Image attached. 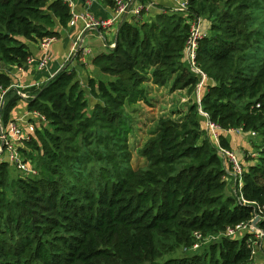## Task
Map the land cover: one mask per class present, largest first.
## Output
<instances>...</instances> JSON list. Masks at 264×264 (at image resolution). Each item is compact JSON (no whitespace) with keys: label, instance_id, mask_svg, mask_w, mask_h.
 Here are the masks:
<instances>
[{"label":"trees","instance_id":"16d2710c","mask_svg":"<svg viewBox=\"0 0 264 264\" xmlns=\"http://www.w3.org/2000/svg\"><path fill=\"white\" fill-rule=\"evenodd\" d=\"M98 1L115 11L117 0ZM199 1L214 15L196 51L207 78L200 104L182 119L158 122L138 150L140 167H131L126 108L148 102L147 83L163 87L176 76L174 87L194 90L199 82L183 65L184 18L160 13L121 23L115 47L91 61L107 80L87 81L98 100L90 115L74 70L30 89L26 110L43 118L27 142L40 176L14 181L10 197L9 165L0 163V264H255L246 238L220 237L201 255L166 257L189 249L197 235L250 221L264 207V0L189 4ZM71 17L63 0H0V63L24 65L27 44L59 38L56 29L66 30ZM11 86L0 72V87ZM19 101L9 89L5 123ZM200 111L221 130L261 137L255 164L244 166L243 202L226 193L223 162L201 128ZM218 138L231 150L227 136Z\"/></svg>","mask_w":264,"mask_h":264},{"label":"built area","instance_id":"2783aa9c","mask_svg":"<svg viewBox=\"0 0 264 264\" xmlns=\"http://www.w3.org/2000/svg\"><path fill=\"white\" fill-rule=\"evenodd\" d=\"M68 3V0H63ZM178 11L183 12L188 6V0H177ZM71 9V20L68 27L74 26L77 22H82L86 29H103L111 25L112 22L120 20L123 15L128 11V4L122 0L116 1V9L114 11L113 21L97 20L89 13L76 14L73 10L72 4L68 3ZM140 13V11L136 12ZM137 14V15H138ZM204 36L201 29V22L199 19H194L188 23V36L185 42V58L191 73L198 78V84L196 87L197 95L199 96L201 89L204 87L207 78L205 74L196 65V51L199 40ZM55 41V38H45L40 40L37 45L38 49L43 52L48 51L50 45ZM48 64V58H34L29 57L24 65L15 66V70L19 73L24 72L25 67L34 66L37 71L44 69ZM20 86L18 84H12L8 89H2L0 87V163H7L9 167L18 171L23 179L25 177H36L39 173L31 166L30 161L23 159L22 154L26 149L27 142H29L33 136L36 126L31 122H24L26 120H9L7 123H3V113L6 103V96L9 89H12L15 94L24 98L20 92ZM29 117H37L39 122H43V118L37 113H29ZM200 114L207 119V116L200 111ZM26 127V129H25ZM205 129L212 137L217 153L219 154L224 170L225 181L227 182V191L235 196L239 201L243 202L241 196L242 190V178L244 174L243 161L239 156L231 150L223 149L219 145V135H242L244 134L242 128H230L227 130H221L218 126L210 123L207 119ZM250 136H255V133H249ZM257 219L256 223L253 221ZM264 223V207L259 210L251 218L250 221L242 223L235 228L227 229L224 233L216 235L217 238H246L247 244L252 249L254 258L255 248L258 247L257 241L264 238V229L259 227V224ZM197 240L201 239L200 235L196 236ZM193 247L197 248L195 244Z\"/></svg>","mask_w":264,"mask_h":264},{"label":"rangeland","instance_id":"374dc122","mask_svg":"<svg viewBox=\"0 0 264 264\" xmlns=\"http://www.w3.org/2000/svg\"><path fill=\"white\" fill-rule=\"evenodd\" d=\"M189 1L190 0H188L187 8L183 12H174L173 14H176L177 16L184 18L186 23H190L195 18L199 19L201 22V29L203 34L204 35L208 34L210 24L214 20V15H211L209 10H207L206 8L204 9L202 7L203 4H200V1L198 2L197 5H190ZM141 12L145 14L146 11L145 9H142ZM145 18L142 20L139 18L137 19V21H134V23L140 24L143 23L142 21L149 22L150 20L153 19L150 17L146 19ZM260 20L264 22V14H262ZM85 61L87 63L88 59ZM85 65L87 64L82 65V67L85 70V74L79 77L76 76V79L78 80L80 88L83 90L85 98L88 101L89 104L88 115H90L93 106L96 103H98V100L90 94V90L87 87V81L88 79H90V77L93 79H102L104 81H106L107 78L102 76L100 73L97 74V72L95 73L89 72L87 68H85ZM183 65H185L188 68L187 62L184 59H183ZM2 68H3V64L0 63V72L5 73V70H2ZM65 68L68 67L65 66ZM175 77L176 76H173L172 77L173 79L163 87H157L152 85L151 83L145 84L144 88L147 94L148 102L145 104L138 103L126 108L127 122L131 125V134L128 136V144L132 154V160H131L132 168L140 167L144 163V160L142 161L138 156V150L152 136L153 131L160 120L182 119L184 115L187 113L190 106H192L193 104L196 105L200 104V99L204 90H201L198 96L196 89L192 90L191 88L174 87L173 80ZM23 109H24V104L23 102H21L17 107V111L20 112V110ZM23 115H24L23 116L24 120H26L27 118H32L31 122L36 127H39L41 125L37 117L34 116L29 117L30 116L29 112L25 113L24 111ZM10 119L13 120L11 118V115H10ZM198 120L201 125V128L205 129V125L207 123L206 118L202 116L200 113H198ZM2 122L4 123V118ZM233 136H235V139L238 141V145L240 147L244 145L238 150L239 151L238 153L241 155V160L244 163L243 165L246 167L249 164H253V163L255 164V158L257 155L258 147L261 144V137L259 133L258 134L256 133L255 136H250L249 134L228 135L227 139L230 141L232 140ZM207 137L209 138L211 143L214 144L212 137L210 135H208ZM239 140H241L242 142ZM25 148L26 149L22 154L23 159H25L26 161H30L31 166L39 173L41 166L37 153L32 149L28 148L27 145ZM8 173H9V181H10V188L8 190V195L12 197L14 191L16 190L15 187L12 186V184L17 179H23V177L18 171H16L11 167H9ZM39 176L40 174H38L36 178H38ZM33 178L35 177H25L24 179H33ZM218 241L219 238H217L214 235H209L208 237H204L203 239L201 238L199 240H196L195 244L197 245V248L193 247L195 244H193L189 249L178 248L169 255H167L166 257L184 258L193 255H201L203 253H206L209 244L217 243Z\"/></svg>","mask_w":264,"mask_h":264},{"label":"crops","instance_id":"0c3cea01","mask_svg":"<svg viewBox=\"0 0 264 264\" xmlns=\"http://www.w3.org/2000/svg\"><path fill=\"white\" fill-rule=\"evenodd\" d=\"M122 1L128 4L127 13L123 15L120 20L112 22L111 25L106 28L86 29L82 22H77L74 26L68 27L66 30L57 28L56 30L59 33V38L55 39L46 52L38 49L37 43H28L27 46L31 57L48 58V64L44 69L37 71L34 66H27L25 67L24 72L19 73L15 70V66L3 65L2 70H5V74L12 79V84H18L21 87L20 92L24 96V98L19 97L20 101L11 113V118L13 120L24 118L23 112H27L26 99L30 97V89L38 90L39 87L47 83L57 71L65 68V66H67L69 70H74L77 77L85 74V70L82 67L84 64H87L85 65V68H87L89 72H97L98 74L99 71L92 66L91 61L94 56L105 53L109 50V47L114 46L118 29L123 21L134 22L139 18L141 20L145 17L154 18L160 13L173 14L174 12H179L177 0ZM67 2L72 4L73 10L76 14L89 13L95 19L104 21H113L114 19V11L104 6L98 0H68ZM142 9H145V14L141 12ZM138 11H140L139 14L136 13ZM87 59L88 62L86 63L85 60ZM21 102L24 104V109L19 112L17 111V107ZM31 119L32 118H27L26 121L31 122ZM40 124H43V122H40ZM228 143L231 150H233L241 159L238 150L244 145L240 147L235 136H233L232 140H228ZM257 243L258 247H256L254 251V263L264 264V238L257 241Z\"/></svg>","mask_w":264,"mask_h":264},{"label":"water","instance_id":"95a60500","mask_svg":"<svg viewBox=\"0 0 264 264\" xmlns=\"http://www.w3.org/2000/svg\"><path fill=\"white\" fill-rule=\"evenodd\" d=\"M118 30H119V29H118ZM116 36H117V35H116ZM115 45H116V41H115L113 47H109V50H112V49L115 47ZM62 71H63V69H60L59 71H57V73H56L54 76H52V77L49 79V81L52 80L57 74H59V73L62 72ZM226 193H227V190H226ZM256 221H257V219H255V220L253 221V224H255Z\"/></svg>","mask_w":264,"mask_h":264}]
</instances>
